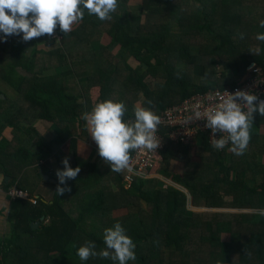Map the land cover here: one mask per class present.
<instances>
[{
    "label": "trees",
    "instance_id": "1",
    "mask_svg": "<svg viewBox=\"0 0 264 264\" xmlns=\"http://www.w3.org/2000/svg\"><path fill=\"white\" fill-rule=\"evenodd\" d=\"M117 2L110 20L102 21L85 9L83 19L68 33L57 25L52 36L24 41L20 34L0 40L1 79L16 92L10 95L0 86V175L11 177L10 183L3 180L2 188L39 191L42 172L55 177L52 159L63 169L67 157L71 167L81 169L75 179L67 180L71 190L55 192L51 201L41 196L35 205L10 199L13 230L9 237H0V264H118L99 255L81 261L77 255L88 240L98 253L104 249V229L117 222L136 246V259L128 264H264V216L257 212L182 213L187 194L159 177L133 176L129 182L126 169L111 171L99 154L80 166L67 153L69 149L77 156L81 140L90 139L83 114L95 106L94 95L96 103L107 97L123 102L125 120L135 119L136 104L161 116L167 107L194 94L244 81L252 63L264 66V41L256 39L264 33V0ZM137 3L129 12L128 5ZM253 5L262 8L255 12ZM152 7L157 12L149 14ZM54 36L62 38L58 48L42 42ZM42 54L58 55L60 65L76 56L85 61L49 76L44 75L49 68L38 70ZM83 78L87 80L77 93L75 85ZM20 98L30 105V115L16 102ZM29 118L58 125L60 132L49 129L54 135L49 141V130L42 126L22 127ZM163 134L165 146L151 172L188 191L192 206L264 209V161H259L264 146L256 147L258 135L251 133L245 152L236 155L231 144L214 149L204 134L190 145L175 144ZM29 170L38 179L31 186L26 182ZM40 221L39 229H33Z\"/></svg>",
    "mask_w": 264,
    "mask_h": 264
},
{
    "label": "clouds",
    "instance_id": "2",
    "mask_svg": "<svg viewBox=\"0 0 264 264\" xmlns=\"http://www.w3.org/2000/svg\"><path fill=\"white\" fill-rule=\"evenodd\" d=\"M117 6V0H0V33L4 34V40L8 36L22 34L24 41L44 35L52 36L57 25L63 33H68L74 24L83 19L85 9L89 15L103 21L112 18L111 13L116 11ZM260 27L264 28V20L260 21ZM256 39L264 41V33L257 34ZM225 92L226 96L221 97L214 106L204 107L203 111L201 105L197 104L193 117L189 119L206 121L205 127L212 132L214 149H224L230 143L233 153L242 155L250 141L253 114L258 112L264 116V100L254 103L258 97L249 91L238 89L234 93ZM151 103L148 101V104ZM125 113L126 105L123 102L107 99L96 103L90 112L83 114L87 130L98 146L99 156L113 172H121L128 167L130 151H155L161 143L156 136L161 120L153 110L136 104L134 120H125ZM62 163L63 169L56 171L59 181L56 192L59 195L71 190L67 180L75 179L81 170L79 166L71 167L67 157ZM256 212L264 216V209ZM103 240L106 247L99 253L93 241H85L77 249L80 260L86 261L99 255L118 264H128V261L136 259V246L119 222L104 229Z\"/></svg>",
    "mask_w": 264,
    "mask_h": 264
},
{
    "label": "built area",
    "instance_id": "3",
    "mask_svg": "<svg viewBox=\"0 0 264 264\" xmlns=\"http://www.w3.org/2000/svg\"><path fill=\"white\" fill-rule=\"evenodd\" d=\"M58 40H62V38L60 37ZM238 89L255 93L258 100L254 103L264 100V66L252 63L247 68V76L244 78V81L224 89H215L206 93L194 94L176 105L167 107L161 116H159L161 123L158 125L156 132L157 139L161 141L160 145L155 151H148L146 149L132 150L133 156L130 157L129 165L126 168L129 173L127 178L128 181L131 182L133 176L143 179L153 177L151 171L155 169L157 160L160 159L161 150L165 146L164 132L175 144L182 145L196 143V140L199 141L202 134H204L207 136L208 142L212 147L213 136L211 129L205 127L206 121L189 118L193 117L194 109L197 104L201 105V111H203L204 107L214 106L221 97L226 96L227 93L225 91L234 93ZM257 114L258 112L253 115L256 116ZM216 135V138H218L219 134L217 133ZM7 196L10 197L11 200L17 198L28 200L35 205L38 204L39 200V197L33 196L29 191L19 190L17 187L7 192Z\"/></svg>",
    "mask_w": 264,
    "mask_h": 264
},
{
    "label": "crops",
    "instance_id": "4",
    "mask_svg": "<svg viewBox=\"0 0 264 264\" xmlns=\"http://www.w3.org/2000/svg\"><path fill=\"white\" fill-rule=\"evenodd\" d=\"M54 40H57V39H54ZM93 45H94V47L96 46L95 43ZM48 46H50L51 48H55V47L58 48L60 46V44H56V45H53V46L52 45H48ZM89 52L91 53V51H89ZM92 56H94V55H92ZM83 61L84 60L80 61V63H78V64L83 63ZM53 62L55 63L54 60H52V63ZM55 65L53 66V70L52 71H51L50 67H47V68H49V70L46 73H44V75L51 76V75H53L55 73H59V72H63V71L69 70V69H63L66 65L58 66L57 63H55ZM67 65H69V64H67ZM48 72H50V73H48ZM86 80H87V78L78 79V83H76V85H75V90L77 91V93H80L82 91V88H83L82 87V83H85ZM33 120L34 119L28 121L29 125H33V126L36 125L37 127H39V125H40V126H42V129L43 128H45L47 130L53 129V131L55 130L57 133L60 132L58 130L59 129L58 125H54L53 123H50L48 121H41L40 119H36L34 121ZM25 121H27V120H25ZM31 121H33V122H31ZM262 124L264 125V116H261L258 113L256 116H254V121L251 123L250 129H249L250 138H251V133H255L256 135H258L259 137L257 139L260 138V134H261L260 132L264 131V128L261 127ZM22 127H24L23 124H22ZM24 128H26V127H24ZM46 137L49 139V141H52L54 139V135L50 132V130L47 133ZM76 137L78 139H80L78 135ZM95 144H96V142L93 140L92 136L90 135V139L89 140L88 139H85V140L83 139L79 143L78 149H77L78 150L77 156H75L74 151L71 152V153L67 151V153L71 157V159L74 161L75 164H79L80 166H85L89 161H92L95 158V157H93V152H95V153H96V151L98 152V146L95 145ZM73 157H74V159H73ZM55 160H57V159H52L51 160L52 164L50 166V169H51V172H54L55 176H57L56 175V171L58 169H61V168H60V166H58V167H54L53 166V162H55ZM259 161L260 162L264 161V155L263 156L262 155L259 156ZM153 176L157 177V175H153ZM158 177L160 178V175H158ZM2 178H4V176L2 177L0 175V183H1V179ZM55 180L58 181L57 178H55ZM44 181H46L47 184H45V186H40L39 192L31 191L30 193L33 196H35V197H41L42 196V197H44L46 199V201H51L53 199V197H54V193L56 192V185L57 184L53 183L50 180H44ZM11 203H12V201L7 196V192L6 191H0V233L5 234L6 236H4V237H7L8 235H10V233L13 230L12 229L13 228V220L10 219L11 218Z\"/></svg>",
    "mask_w": 264,
    "mask_h": 264
},
{
    "label": "rangeland",
    "instance_id": "5",
    "mask_svg": "<svg viewBox=\"0 0 264 264\" xmlns=\"http://www.w3.org/2000/svg\"><path fill=\"white\" fill-rule=\"evenodd\" d=\"M141 4V2H139V5ZM193 4H194V2H193ZM128 4H126L125 6H127ZM138 5V3L137 4H135V5H128V7H129V12L130 11H135L137 8H136V6ZM262 7L261 6H258V5H253V7H252V9L255 11V12H258V11H260V9H261ZM151 11V12H150ZM149 11V14H152V13H154V11L155 12H157V9L156 8H154V7H152L151 8V10ZM147 11H145V12H143V13H146ZM75 30H76V28H75ZM3 33H0V38L2 39V37H3ZM9 37V36H8ZM54 39H57V40H54ZM58 39H60V36H54L53 38H51V39H47V40H44V41H42L44 44H46V45H56V44H60L61 45V40H58ZM235 41H236V38L234 39ZM102 41H103V43H105L106 42V38L105 37H103L102 38ZM107 43V42H106ZM0 53H1V51H0ZM6 53L5 52H3L2 51V54H1V56L3 57V55H5ZM43 56V57H42ZM39 63H38V70H41V69H43L44 67H50L51 68V71L53 70V66L55 65V63H57V65L58 66H60V60H59V57L57 56V55H55V56H50V55H48V54H42V55H40V57H39ZM52 60H54L55 61V63L53 62L52 63ZM82 60H84L85 61V58L84 57H81V56H78V57H73V58H70L69 59V61H70V63H69V65H66L63 69H73L74 67H75V64L74 63H76V65L78 64V63H80V61H82ZM56 66V65H55ZM222 67H221V65H219V66H217V72H218V76H220L221 75V71H222ZM2 71H3V68L0 66V86H1V88H2V90H4L6 93H8V94H10V95H16V92L7 84V83H5L4 81H2V79H1V73H2ZM48 73H50V72H48ZM227 73H230V74H233L232 73V71H227ZM231 77V76H230ZM151 78H148L146 81L148 82V83H153V80H150ZM77 83H78V80H77ZM78 85V84H77ZM81 89V88H80ZM110 92V91H109ZM109 92H108V94H109ZM107 99H109V97H107ZM98 100H97V98H96V95H94V103L96 104V102H97ZM17 103H18V105L20 106V105H23L24 107H22L23 109H24V113L26 114V115H30V112H29V107H30V105L28 104V103H25L24 102V100L23 99H18L17 101H16ZM11 104V103H10ZM30 120H32L31 118H29V120L28 121H30ZM28 121H25V120H23V122H22V124H23V126L24 127H26V128H28L30 125H29V122ZM261 127H263L264 128V125L262 124L261 125ZM261 134H260V138L259 139H257V140H255L256 142H255V145H256V147H263L264 146V131H261L260 132ZM196 143H198V140H196ZM95 145H97V144H95ZM67 151H70L69 149H67ZM96 151V150H95ZM98 155V153H97V151H96V153L95 152H93V157H96ZM206 158L207 159H209V160H211V159H215L214 157H212L211 155H206ZM94 160V159H93ZM92 160V161H93ZM89 162H91V161H89ZM60 161H58V160H55V162H53V166L54 167H58V166H60ZM176 163H172V165H171V167L174 169V168H176ZM62 170V169H61ZM27 174L29 175V176H27V184H29L30 186L33 184V180H35L34 181V184L35 183H38V179H37V176H36V173H35V171L34 170H29L28 172H27ZM157 177H158V175H157ZM55 178H57V176H55L54 177V179ZM5 179V177L4 178H2L1 179V183L3 182V180ZM58 179V178H57ZM160 179L162 180V182L163 183H166L167 185H170V186H173V187H175V188H177V189H179V190H181V191H183V193H186L187 194V196H188V205L186 206V207H184L183 209H181L180 210V212H182V213H188V212H191V213H210V212H215V213H227V214H231V213H233V214H235V213H240V212H245V213H256V211L255 210H238V209H229V208H227V209H219V211H217L216 209H208V208H205V207H194V206H192V204H191V195L189 194V192L188 191H186V190H184L181 186H179V185H177L176 183H173L172 181H170V180H168V179H166V178H164L162 175H160ZM1 183H0V191H4V189L2 188V186H1ZM49 183V182H48ZM59 183V181L58 182H56V184H58ZM45 184H47L46 183V181H42L41 183H40V185L41 186H45ZM54 186V185H53ZM20 190V189H19ZM30 192V191H29ZM35 192H39V191H35ZM143 205V207L144 208H147V205H146V203H143L142 204ZM72 214L74 215V216H76L77 214H78V210H77V208H75V211H72ZM224 220H225V218L224 217H222ZM11 219V218H10ZM4 236H6L5 234H2V233H0V237H4ZM9 236V235H8ZM7 236V237H8ZM167 258V257H166ZM234 261L236 262L237 261V257H235L234 258Z\"/></svg>",
    "mask_w": 264,
    "mask_h": 264
},
{
    "label": "water",
    "instance_id": "6",
    "mask_svg": "<svg viewBox=\"0 0 264 264\" xmlns=\"http://www.w3.org/2000/svg\"><path fill=\"white\" fill-rule=\"evenodd\" d=\"M0 40H1V38H0ZM73 159H74V157H73ZM42 175H43L44 180H50L53 183L58 182L57 180H55L53 178H50V176L45 175L43 172H42ZM5 180H6L7 183H10L11 177L10 176H7V177H5ZM216 210L219 211V209H216ZM238 210H249V209H238ZM240 213H242V212H240ZM243 213H245V212H243ZM43 220H45V218H43ZM41 223H42V221H40V222H38L36 224H33V229H35V230L36 229H39V226L41 225Z\"/></svg>",
    "mask_w": 264,
    "mask_h": 264
}]
</instances>
